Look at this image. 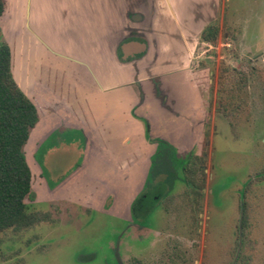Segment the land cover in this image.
I'll return each instance as SVG.
<instances>
[{"label": "rangeland", "instance_id": "1", "mask_svg": "<svg viewBox=\"0 0 264 264\" xmlns=\"http://www.w3.org/2000/svg\"><path fill=\"white\" fill-rule=\"evenodd\" d=\"M55 2L29 0L28 20L62 49L72 22L63 18L65 2ZM215 20L217 40L196 51L195 68L206 70L199 94L182 74L159 87L166 100L155 105L142 103L135 85L100 91L76 83L91 96L96 141L66 131L71 114L55 109L51 91L26 90L52 104L24 146L39 177L29 209L52 219L2 232L0 264H264V180L256 177L264 171V0H219ZM9 21L0 18L1 41L11 36ZM46 62L67 72L72 66L58 53ZM237 70L248 75L241 88ZM151 143L152 161L169 148L180 174L186 156L205 148L202 198L187 197L177 180L166 189L170 198L153 202L159 188L145 181Z\"/></svg>", "mask_w": 264, "mask_h": 264}, {"label": "crops", "instance_id": "2", "mask_svg": "<svg viewBox=\"0 0 264 264\" xmlns=\"http://www.w3.org/2000/svg\"><path fill=\"white\" fill-rule=\"evenodd\" d=\"M10 1L3 17L9 15L10 19L11 36L6 40L14 42V77L25 93L28 89L34 92L37 86L51 91L60 102L54 108L63 107L71 114L66 131H75L77 138L96 141L100 132L93 129L91 96L81 92L76 83L100 91L135 85L140 90L142 103L151 105L166 100L159 87L173 76L184 75L198 94L204 84L206 70L195 68L196 51L205 42L201 39L203 28L218 16L219 0H63L66 11L63 18L72 23L67 24L69 34L62 49L54 40L45 39L32 29L28 20L29 0H15L14 6ZM0 24L2 34L5 27ZM49 53L61 54L71 61V70L67 72L49 65L46 62ZM47 69L63 74L68 85L66 94L59 95L55 91L59 86L51 88L41 81ZM68 74L74 83L69 81ZM34 93L26 94L46 104L41 120L52 104ZM102 131L110 133L107 127ZM151 145L146 158L147 172L152 164L154 145ZM129 161L132 159L122 161L120 166Z\"/></svg>", "mask_w": 264, "mask_h": 264}, {"label": "trees", "instance_id": "3", "mask_svg": "<svg viewBox=\"0 0 264 264\" xmlns=\"http://www.w3.org/2000/svg\"><path fill=\"white\" fill-rule=\"evenodd\" d=\"M9 8V0H0V18ZM220 32V23L214 20L207 24L202 32L201 39L214 43ZM205 67L204 64H201ZM14 42L0 40V235L7 229L21 230L30 228L42 221H50L51 214L39 210L30 211L28 196L33 187L39 183L38 175L30 167L24 152L31 129L40 121L46 104L38 98L29 97L19 86L14 77ZM239 78L236 82L238 88L247 84L248 78L244 70H237ZM49 72V74H48ZM51 72V74H50ZM41 81L59 95L66 94L67 82L63 74L56 71L44 70ZM61 88L65 89L62 92ZM163 147L170 145L159 140ZM205 148L201 151L191 152L183 160L181 174L174 166L176 155L169 148L159 151L153 160L149 181L159 179L158 194L163 198H170L166 189L171 190L177 180L182 181L187 190V197L202 198L205 186ZM174 166V167H173ZM264 180V171L256 176ZM165 184V185H163ZM167 185V186H166ZM166 186V187H165ZM143 197V196H142ZM141 199L139 197L136 202ZM157 198L154 197L153 202ZM246 211L242 217V226L245 229ZM1 243V237H0ZM243 253V250H241ZM129 264H144L139 259H134Z\"/></svg>", "mask_w": 264, "mask_h": 264}, {"label": "flooded vegetation", "instance_id": "4", "mask_svg": "<svg viewBox=\"0 0 264 264\" xmlns=\"http://www.w3.org/2000/svg\"><path fill=\"white\" fill-rule=\"evenodd\" d=\"M191 153V152H190ZM189 153V154H190ZM156 156V154L154 155V157ZM152 167H153V161H152V164H151V167H150V171H151V169H152ZM147 187H151V186H159L161 183H159L160 181H159V179H152V181H149V178H148V176H147ZM143 196L144 197H147L148 196V193H144L143 194ZM158 196L157 195H155V198H157Z\"/></svg>", "mask_w": 264, "mask_h": 264}, {"label": "water", "instance_id": "5", "mask_svg": "<svg viewBox=\"0 0 264 264\" xmlns=\"http://www.w3.org/2000/svg\"><path fill=\"white\" fill-rule=\"evenodd\" d=\"M144 51V46L141 47V52Z\"/></svg>", "mask_w": 264, "mask_h": 264}]
</instances>
